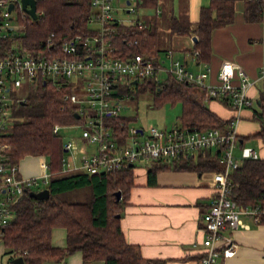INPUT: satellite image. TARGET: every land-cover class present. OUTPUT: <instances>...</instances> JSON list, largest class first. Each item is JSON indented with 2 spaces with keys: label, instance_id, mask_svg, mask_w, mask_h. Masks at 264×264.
Listing matches in <instances>:
<instances>
[{
  "label": "trees",
  "instance_id": "1",
  "mask_svg": "<svg viewBox=\"0 0 264 264\" xmlns=\"http://www.w3.org/2000/svg\"><path fill=\"white\" fill-rule=\"evenodd\" d=\"M160 3V0H144L148 8H156ZM37 10L41 13L38 19L23 16V31L1 41L4 52L13 50L15 42L28 49L52 48L65 38L91 30L90 0H37ZM164 15L131 25L119 23L112 38L117 54L128 57L142 53L157 60L161 51L166 50L163 43L167 34L194 33L197 40L193 50L199 51L197 59L209 60L212 32L234 20L235 0H211L202 6L193 28L185 15ZM245 16L250 21H264V0H246ZM144 81L143 87L149 85L155 95V105L166 101L181 103L179 124L182 127H223L229 123L210 109L204 90L193 83L177 81L171 75L161 82ZM67 92L43 79L28 85L26 96L13 104L12 125L0 135V143L6 144L2 154L7 166L18 163L26 155L42 154L47 157L50 171L45 181V187L50 189L48 198L31 196L30 187L12 205L14 216L1 235L6 255L10 260L23 256L24 264H67L69 255L81 251L84 262L101 259L104 264H163L164 260L144 257L138 244L127 241L121 216H117L122 214L121 208L134 183L130 168L101 173L83 169L62 171L64 140L60 131L54 132V127L78 121L76 105L65 99ZM223 102L228 103L226 99ZM256 135L264 137V125ZM223 148L220 145L215 153L210 150L199 153L197 166L222 170ZM181 158L187 164L194 160V157ZM155 176L154 169H150L151 184L155 183ZM230 180L232 197L241 207L264 206V158H244L240 166L230 172ZM85 188L89 189L87 199L70 198L72 193ZM118 190L122 191L120 200L116 195ZM55 227L66 229L63 247L52 241Z\"/></svg>",
  "mask_w": 264,
  "mask_h": 264
},
{
  "label": "built area",
  "instance_id": "2",
  "mask_svg": "<svg viewBox=\"0 0 264 264\" xmlns=\"http://www.w3.org/2000/svg\"><path fill=\"white\" fill-rule=\"evenodd\" d=\"M114 0H90L91 12L88 23L91 30L76 33L65 38L58 46L43 49L3 51L1 41L12 33L17 34L22 25L12 24L11 13L21 8V0H0V135L5 133L14 119L13 104L20 97L16 89L32 85L39 80L50 81L58 90L67 89L65 99L76 105L79 114L77 123L82 126V139L95 144L91 153L84 152L78 164L67 162L65 170L83 169L90 173H101L122 168H132L137 160L171 162L181 157H195L202 149L223 145L224 169L216 178L214 195L204 215L205 237L203 256L200 264H225L235 243L222 232L235 229L242 223V214L251 215L256 222L264 218V206L243 208L232 197L230 172L240 166L244 158H259L257 150L243 146L241 155L234 149L238 134L231 122L226 129L220 127H196L190 129L174 124L161 128L151 124L148 129L135 127L122 118L121 110L132 99L130 84L140 80L154 79L160 82V71H167L177 81L190 82L204 90L207 98L226 99L234 108L252 105L249 89L255 80L246 70L232 60L222 62L219 70V84L207 83L210 68L194 72L187 63L174 57V50L168 48L165 55L170 59V67H164L161 57L157 60L135 53L120 57L112 43L116 26L124 23L116 16ZM141 0H124L117 10L135 11ZM10 2L14 8L9 10ZM22 9V8H21ZM24 12L23 16L29 15ZM38 17L41 14L38 12ZM50 41V40H49ZM197 58L198 50H193ZM238 76V82H235ZM264 77V67L261 69ZM60 124L54 132L60 131ZM116 126L121 127L119 130ZM0 143V240L6 225L12 220V205L28 188L39 183L38 178H24L19 173V165L7 166ZM76 144L66 140L64 148L73 150ZM85 147H89L86 145ZM47 181V180H45ZM16 258V257H15ZM11 259L0 264H14Z\"/></svg>",
  "mask_w": 264,
  "mask_h": 264
},
{
  "label": "crops",
  "instance_id": "3",
  "mask_svg": "<svg viewBox=\"0 0 264 264\" xmlns=\"http://www.w3.org/2000/svg\"><path fill=\"white\" fill-rule=\"evenodd\" d=\"M160 1L156 8H150L155 10L152 16L185 15L193 28L200 18L201 7L208 5L211 0ZM245 2L246 0H235L234 20L213 30L209 60L194 57L193 48L197 40L194 33H170L173 47L166 49L172 48L174 57L176 49L181 50L184 59L175 58L186 62L192 71L203 70L208 66L210 70L206 81L209 83H220L218 74L225 60L240 64L250 78L255 80L249 89L252 98L250 106L236 109L222 99L207 97L206 103L212 111L229 122L220 128L226 129L233 122L238 134V143L234 149L236 156L241 155L243 146H251L257 150L259 158H264V137L256 135L264 125V77H261V69L264 67V21L246 19ZM140 5L144 6V0L140 1ZM163 79L160 78L161 81ZM238 79L235 76V82ZM129 107L128 103L125 108ZM121 117L131 120L123 115ZM77 149L76 144L71 152H76ZM216 149L217 147H212L200 150L189 164L185 159L177 158L171 162L153 160V164H149L147 168H136L135 164L130 168L134 183L121 208V225L127 241L138 244L144 257L164 260L163 264H200L205 237L204 215L214 195L215 180L224 169V162L221 156L222 170L199 167L197 164L200 160L199 153L209 150L215 153ZM65 151L70 150L64 148ZM65 162L67 161L63 160L62 171H69L65 170L68 168V165L64 166ZM69 162L79 163L77 156ZM18 165L19 173L24 178H49L46 155H26ZM150 169H154L156 175L153 184L149 182ZM241 218L242 223L237 228L222 232L224 237L231 238L235 243L232 253L224 262L264 264V221L258 223L249 214H242ZM52 241L54 245L65 246L66 229L55 227ZM1 243L4 245L3 241ZM71 255L66 259L67 264H75L69 262ZM7 256L5 248L0 250V263L10 261ZM80 257L81 264H89L90 261L84 262L82 253Z\"/></svg>",
  "mask_w": 264,
  "mask_h": 264
},
{
  "label": "rangeland",
  "instance_id": "4",
  "mask_svg": "<svg viewBox=\"0 0 264 264\" xmlns=\"http://www.w3.org/2000/svg\"><path fill=\"white\" fill-rule=\"evenodd\" d=\"M114 5L116 6L114 12L116 16H119L123 18L124 24L126 25H131L134 24L136 21L140 20L146 21L148 18H150L155 11L154 9L146 8L143 5H140L139 7L136 8L135 11L127 12L126 10H117L118 6H122L125 4L124 0H114L113 1ZM177 10V9H176ZM23 15L24 12L21 8L16 7L13 12L11 13L10 16H12V19H10V22L12 24H17L18 26L23 27ZM20 32L23 31V29H19ZM164 47H173L172 42H171V35L167 34L166 36V41L163 43ZM14 47L16 50H18L21 45L17 42H15ZM161 59L165 60L163 62L164 67H170V59L165 55V51H161ZM175 57L184 59V54H182L181 50L175 51ZM183 61V60H182ZM195 72H200L201 70L199 69H194ZM158 76L160 78H166L168 76L167 71H160ZM143 83H145L144 80H140L139 84H130L132 93L134 94L133 99L126 100L125 102H128L130 104L129 108H124L121 110V115L126 116L131 118L129 121V124L131 126L135 127H140L144 126L146 129H148V126L151 124H156L161 128L165 127H172L175 123L179 122V115L181 113V103H172L170 101L166 102H158V105L156 104V99L155 95L150 88L149 85L146 87H143ZM209 83V82H207ZM27 86L28 85H23L22 87L16 89V93L20 97H24L27 94ZM140 87L139 90H137L136 87ZM55 88V87H54ZM145 89V90H144ZM18 109V108H16ZM15 109V111H16ZM82 126L81 123L78 124L77 122L73 124H67V125H62L60 126V135L64 141L68 139H72L75 144H77L78 149L76 152H71L70 151H65L64 152V161H73L74 158L77 156L78 162L81 161V155L86 152V153H91L92 149L94 147L95 149V144L91 143H85L83 142L82 139ZM88 145L89 147H85ZM74 153V154H73ZM67 162H65L64 166L67 167ZM149 164H153V160H137L135 162V167L136 168H147ZM45 180L43 178L39 179V183L37 185H33L32 189L34 190H40L42 188H45L47 185ZM89 189H81L78 190L70 195V198L73 200H85L88 197ZM63 228V227H60ZM3 241L2 239L0 240V250L4 249V245L1 243ZM70 256V255H69ZM68 256V257H69ZM81 252L76 251L72 253L69 262H75V264H81ZM8 259V256H7ZM6 261V259H5ZM91 262V263H90ZM89 264H104V261L101 259L97 260H92L90 261Z\"/></svg>",
  "mask_w": 264,
  "mask_h": 264
},
{
  "label": "water",
  "instance_id": "5",
  "mask_svg": "<svg viewBox=\"0 0 264 264\" xmlns=\"http://www.w3.org/2000/svg\"><path fill=\"white\" fill-rule=\"evenodd\" d=\"M9 10L12 11L14 8V2H10L8 6ZM21 8L25 12H27L32 18L38 19V13H37V0H21ZM196 40V38H194ZM137 80H134V83H136ZM75 116L78 118L79 114H75ZM30 195L34 196L36 198H48L50 196V189L48 187L42 188L40 190H30ZM117 199L120 200L122 197V191L118 190L116 192ZM117 216H120V213L117 214ZM14 264H24V258L23 256H18L12 260ZM45 264H54L53 262H46Z\"/></svg>",
  "mask_w": 264,
  "mask_h": 264
}]
</instances>
